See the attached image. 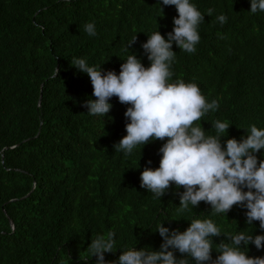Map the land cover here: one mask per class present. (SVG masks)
Segmentation results:
<instances>
[{
  "label": "trees",
  "instance_id": "16d2710c",
  "mask_svg": "<svg viewBox=\"0 0 264 264\" xmlns=\"http://www.w3.org/2000/svg\"><path fill=\"white\" fill-rule=\"evenodd\" d=\"M190 3L204 15L200 41L194 53L173 43L171 80L194 82L209 103L218 101L195 122L206 135H216L212 123L221 120L230 125L222 144L240 141L251 125L264 129V11L252 13L251 0ZM174 17L175 6L162 0H0V264H96L87 248L109 231L115 246L105 261L119 264L124 248L160 249L159 223L183 232L193 218L211 219L224 236L264 235L238 205L225 215L201 201L181 213L182 187L173 183L161 198L142 188L141 172L159 167L166 141L137 145L125 156L113 145L126 135L130 105L112 97L105 116L82 106L95 97L73 58L119 74L135 54L148 67L141 45L156 31L167 39ZM87 23L95 24V36L84 31ZM255 155L264 160V149ZM223 235L212 237L213 260ZM242 250L264 257L251 243Z\"/></svg>",
  "mask_w": 264,
  "mask_h": 264
},
{
  "label": "clouds",
  "instance_id": "9594fccd",
  "mask_svg": "<svg viewBox=\"0 0 264 264\" xmlns=\"http://www.w3.org/2000/svg\"><path fill=\"white\" fill-rule=\"evenodd\" d=\"M165 6H175L178 17L173 18L174 27L167 39L159 31L148 35L141 46L150 61L145 67L135 54H129L120 65L119 74L89 66L83 58H73L72 65L86 73L90 79L95 99L84 102L90 115L109 113L112 97H117L127 107L124 116L126 135L113 145L118 152L130 156L137 145L150 141H166L159 149V167H145L141 172V187L161 198L174 183L183 188L180 193L179 211L190 212V205L197 208L201 201L209 204L214 213L227 214L234 205L247 209V224L259 221L264 230V160L255 153L264 149V129L251 125L246 137L238 141L227 139L222 144V134L230 127L226 121L216 120L212 127L216 135H206L201 124L195 123L210 110L218 109V101L210 103L194 82L183 79L172 81L171 65L175 60L173 43L180 50L194 53L200 41L198 26L204 15L190 0H162ZM264 11V0H251L250 11ZM213 9H208L212 15ZM221 25L227 18L217 17ZM84 31L96 35L94 23H87ZM133 37L125 49L136 42ZM57 69V74H58ZM151 164V161H148ZM244 189H247L246 191ZM163 243L158 251L137 250L136 247L122 249L119 264H264V257H250L247 246L264 248V235H253L240 231L224 236L211 219L193 218L183 232L170 231L163 223L157 225ZM224 236L230 243L221 240L215 250L219 255L213 260L212 237ZM243 244V247L241 245ZM115 233L98 235L92 239L87 250L95 256L96 264H107L105 253L114 252ZM172 249V250H170ZM174 250L182 257L177 258Z\"/></svg>",
  "mask_w": 264,
  "mask_h": 264
}]
</instances>
